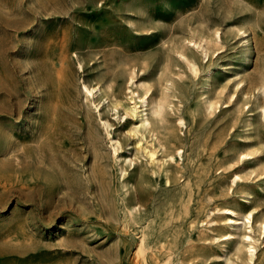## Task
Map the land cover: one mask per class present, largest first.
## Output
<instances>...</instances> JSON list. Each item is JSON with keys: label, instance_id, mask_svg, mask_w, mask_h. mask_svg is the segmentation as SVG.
<instances>
[{"label": "rangeland", "instance_id": "rangeland-1", "mask_svg": "<svg viewBox=\"0 0 264 264\" xmlns=\"http://www.w3.org/2000/svg\"><path fill=\"white\" fill-rule=\"evenodd\" d=\"M263 224L264 0H0V264H264Z\"/></svg>", "mask_w": 264, "mask_h": 264}, {"label": "bare ground", "instance_id": "bare-ground-1", "mask_svg": "<svg viewBox=\"0 0 264 264\" xmlns=\"http://www.w3.org/2000/svg\"><path fill=\"white\" fill-rule=\"evenodd\" d=\"M147 94L145 93L144 95H142V96H140L139 94H138V97H137V99H138V103L139 104H142V107L143 108H145L146 107V96ZM144 111H146V109H144ZM146 115V114H145ZM229 211H231V213H232V210L231 209H228ZM234 214H235V212H234ZM249 218V217H248ZM235 222H236V220H235ZM264 225V224H263ZM263 228H264V226H263ZM247 238V237H246ZM248 239V238H247ZM145 241H142L141 242V244L142 243H144ZM143 252V249L142 250H140V252L139 253H141V254H143L142 253ZM143 259H145V257H143Z\"/></svg>", "mask_w": 264, "mask_h": 264}]
</instances>
